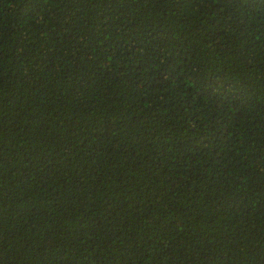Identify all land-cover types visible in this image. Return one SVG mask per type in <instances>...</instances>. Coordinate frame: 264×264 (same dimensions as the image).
<instances>
[{"label":"trees","instance_id":"trees-1","mask_svg":"<svg viewBox=\"0 0 264 264\" xmlns=\"http://www.w3.org/2000/svg\"><path fill=\"white\" fill-rule=\"evenodd\" d=\"M0 264H264V0H0Z\"/></svg>","mask_w":264,"mask_h":264}]
</instances>
